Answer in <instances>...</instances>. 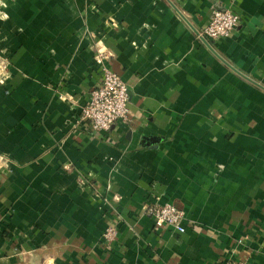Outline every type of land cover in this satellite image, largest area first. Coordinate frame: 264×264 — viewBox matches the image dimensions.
I'll return each instance as SVG.
<instances>
[{
    "label": "crops",
    "instance_id": "0c3cea01",
    "mask_svg": "<svg viewBox=\"0 0 264 264\" xmlns=\"http://www.w3.org/2000/svg\"><path fill=\"white\" fill-rule=\"evenodd\" d=\"M98 53L129 99L95 133ZM225 261L264 264V0H0V264Z\"/></svg>",
    "mask_w": 264,
    "mask_h": 264
},
{
    "label": "built area",
    "instance_id": "2783aa9c",
    "mask_svg": "<svg viewBox=\"0 0 264 264\" xmlns=\"http://www.w3.org/2000/svg\"><path fill=\"white\" fill-rule=\"evenodd\" d=\"M239 18L230 10H214L207 24L197 32L198 38L220 40L229 37L236 29ZM105 55L98 53L95 63L99 66L101 78L99 84L92 89L88 102L81 110L83 120L89 123L95 132H108L113 125L124 122L128 117V89L124 81L106 64ZM145 213L153 221L154 228L169 226L179 233L184 231L183 212L172 204H150ZM114 229H109L105 239H111ZM223 264H234L225 261Z\"/></svg>",
    "mask_w": 264,
    "mask_h": 264
},
{
    "label": "water",
    "instance_id": "95a60500",
    "mask_svg": "<svg viewBox=\"0 0 264 264\" xmlns=\"http://www.w3.org/2000/svg\"><path fill=\"white\" fill-rule=\"evenodd\" d=\"M221 10H224V9H221Z\"/></svg>",
    "mask_w": 264,
    "mask_h": 264
}]
</instances>
